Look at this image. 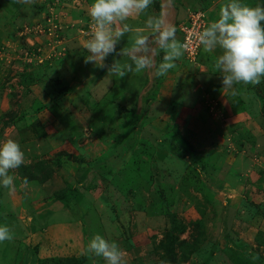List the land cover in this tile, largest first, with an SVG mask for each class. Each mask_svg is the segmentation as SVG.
Here are the masks:
<instances>
[{"label": "rangeland", "instance_id": "obj_1", "mask_svg": "<svg viewBox=\"0 0 264 264\" xmlns=\"http://www.w3.org/2000/svg\"><path fill=\"white\" fill-rule=\"evenodd\" d=\"M246 1L250 6L261 2ZM90 2L0 0V141L17 140L26 154L22 170L28 177L36 176L25 179L20 166L10 173L14 190L0 189L4 202L0 224L13 233L11 241L0 244V264H106L103 257L86 251L97 233L118 242L126 264H204L195 252L212 249L214 242L215 258L209 264L264 263V80L224 89L219 72L204 66L199 56H185L163 77L159 96L149 102L161 77L152 76L156 84L151 90V85L138 80L140 87L134 93L122 89L123 79L134 84L133 74L115 80L110 71L114 58L105 59L106 75L85 63L88 53L81 51V45L91 31L86 11ZM162 2L153 0L147 15L160 12ZM147 15L135 18L147 20ZM129 22L136 26L142 20ZM113 54L118 56V50ZM161 59L162 54L157 62ZM38 70L51 83L65 87L68 82L73 87L58 93L67 124L51 109L33 111V102L49 100L44 90L48 87L25 83L22 74ZM140 79L146 81V73ZM242 99L250 114L258 115L255 119L247 118ZM102 108L112 116L95 124ZM132 110L141 115L135 129L128 122ZM13 120L16 124L8 128L6 123ZM45 131L48 135L43 137ZM163 135L184 141L197 159L187 154L183 162L177 158L167 162L166 150L157 145ZM131 142L133 151L128 147ZM118 147L116 155L123 156L113 157L111 150ZM65 151L71 157L61 160L72 165H59L57 158ZM103 154L109 159L99 169L102 165L96 164ZM131 157L140 171L134 174L137 186L125 188L129 175L123 171ZM79 160L94 164L83 183L74 168ZM189 165L197 170H189ZM49 169L52 177L45 179ZM156 179L162 181L160 189ZM73 184L80 190L74 207H56L55 195ZM167 210L186 227L179 233L174 261L162 246L171 224ZM127 239L134 251L127 248ZM72 256L76 263L69 261Z\"/></svg>", "mask_w": 264, "mask_h": 264}, {"label": "clouds", "instance_id": "obj_2", "mask_svg": "<svg viewBox=\"0 0 264 264\" xmlns=\"http://www.w3.org/2000/svg\"><path fill=\"white\" fill-rule=\"evenodd\" d=\"M152 4L153 0H91L86 9L92 21L91 31L81 45L88 53L85 63L104 67L105 59L116 52L117 44L128 34L131 46L122 49L120 55L129 57L131 63L120 65L117 61L110 71L120 77L145 72L156 78L165 77L190 44L177 39V28L164 5L159 14L147 15ZM173 4L174 0H167L169 8ZM140 15H147L143 27L129 22ZM195 40L205 54L220 50L214 67L222 75L224 89L240 84L259 85L264 80V0L255 6L244 0H227L218 18L198 31ZM161 54L162 59L157 62ZM25 155L17 140L0 141V187L14 190V175L10 173L25 163ZM12 239L11 228L0 224V244ZM86 251L103 257L106 264H126L118 242L99 233L90 239Z\"/></svg>", "mask_w": 264, "mask_h": 264}, {"label": "trees", "instance_id": "obj_3", "mask_svg": "<svg viewBox=\"0 0 264 264\" xmlns=\"http://www.w3.org/2000/svg\"><path fill=\"white\" fill-rule=\"evenodd\" d=\"M206 7H207V4L204 3L201 6H199L198 9L192 10L191 12H194V13L202 12V13H204V19L207 22V26H208V24L212 20L210 19V14L207 11V8ZM181 42H182V40H181ZM81 51L87 53L86 52L87 50H85L83 48H82ZM201 51H202V49L199 50L198 60H200L202 63L204 62L205 65H207L208 67H210L211 69H213L214 71H216L215 70V67L213 66L214 65V61L212 60L215 57H213L212 55L207 57V60L208 61H212L213 64L209 63L206 60L203 61L204 59L201 56L202 55ZM46 68H48L47 65H46ZM74 68L75 67H73V70L76 71V68L77 67L75 69ZM38 71H40L41 73L38 72ZM38 71L35 72V73H32L30 75H25V74L23 75L22 74V76H24V82L25 83H26V81H28V82L29 81L30 82H35L36 81L37 83L41 84L42 86L43 85H46L48 88H51L49 90L48 88H45L44 87V90L46 91L47 97H48L49 100L46 101V102H43V101H35V102H33V104H32L33 111L34 112H41V111H43L45 109H51V111H55L57 113L56 115L60 119V122L61 123L67 124L68 123L67 120H69V119L62 115L61 112H63V111H60L61 105L58 106L59 103L61 104V100L59 101V99L62 98V96L60 97V95H58V93L59 92L60 93L61 92L62 93L63 92H66L67 90L73 89V87L72 86L70 87L67 84L68 82H65V84H64L65 87H63V85H57L56 83L55 84L54 83H51L50 81H48V79H46L47 77H44L43 76V73H42L41 70H38ZM54 85H56L58 87H56ZM249 90H248V94H250L251 95V99H253V97L255 96V93H253L252 89H251V92ZM121 94H122L121 92L120 93H117V95H121ZM108 95H106L105 98L110 99L111 97L109 98L110 95L109 96ZM117 95H115L114 98H116ZM153 95L156 98L157 93L154 92ZM114 98L111 99V100L112 101L115 100ZM240 98L241 97L238 98V101H239ZM148 99L149 98H147V101H148ZM122 100H124V98H122ZM107 102H109V101H107ZM241 102L244 103L243 104V108H244L243 111H245L248 114V117L247 118L250 117V118L255 119L258 115L254 116L252 113L250 114V112L248 110L249 105H247V103L244 101V99H242ZM101 103H105V102H101ZM174 103L179 104L180 102H179V100H176V102L174 101ZM102 109L104 111L100 112L101 114H99V115L96 116L97 119L95 121V124H101V122H103L104 120H106L107 118H109L110 116H112L111 113L108 116V113L110 111H108V110H106L104 108H102ZM104 113H105V115H104ZM128 114H129V121H128L129 122V127L135 129V127L137 125V121L141 119V115H138L137 113H135L134 110H132ZM243 119H245V118L244 117L241 118V121H243ZM243 123L244 122H241V124H243ZM14 124H16V121H14V120L13 121H8L6 123V125H7L8 128L11 127ZM99 127H96V130L97 131L102 130L101 128L99 129ZM45 132L43 133V135H44L43 137H46V135H48L47 132L46 133ZM142 134L144 135V137H147L149 139H152L153 138V134H151V133H144V132H142ZM131 136H132V134H131ZM135 138H136V135L135 136L133 135L132 136V140L135 141ZM161 138H162L160 140L161 142H158L157 145H158L159 148H163L164 150H166L167 153L165 154V156L163 157V159L167 160V162H169L170 160L171 161H174V158H177L178 159L177 161H180L181 158L185 159L186 156H187V154H189V156H190L191 159H194V160L197 159L194 154H192L191 152L188 151V146L184 143V141L177 140L174 137L164 136V135ZM157 140H158V138H157ZM133 143L131 142V144H129V146L126 145V146L129 147V151H133L134 150L135 143H134V145H133ZM111 151L112 152L110 154L113 157H115V156L118 157L119 156V155H116L119 152V147H118V149L114 148ZM152 152L153 151L148 152L151 155V157H153V153ZM66 156L67 157H69V156L71 157V153H69L68 151H65L64 153H60L59 157L57 158L59 160L58 161L59 165H72L69 160H68V162H65V161H62L61 160V158L66 157ZM108 156H109V154H103V155L100 156V158H99V160L97 161V164H96V165H99V164L102 165V167H100L99 169L103 168V164H101V162H104V161L108 160L109 159ZM122 156L123 155L121 154L119 157H122ZM131 159H132V157L130 158L129 162L131 163L132 167H130L131 165L128 162L127 165H126V169H125V167H123L121 169V171H123L125 169L123 171L124 174L125 175H129V178H128L129 179V183L125 184V188H128L130 186H134L137 183V181H138L137 177L134 174L139 173L140 170L136 166V164H137L136 160L135 159H132L131 160ZM119 160H120L119 162H121V159H119ZM181 161L183 162V160H181ZM77 162L79 164L74 167L75 168V171L77 172L76 173L77 174L76 176L78 177V180H79L78 182L83 183V180H86L87 179L88 173H90V171L94 168V164L90 163V164H87L86 165L85 164V161H83V160H79ZM116 163H117V160H116L115 163H113V165H115ZM212 166H214V162H213ZM188 167H189V170H192V171L197 170L196 167H194V166L189 165ZM22 168H24L23 165H21V170H22ZM113 168H114V166H111V169L109 170V173L110 174L112 173V169ZM27 169H28V167H27ZM22 172L24 173V178L27 179V180H32V179L36 178L35 175H32L33 177L29 175V177H28L24 170H22ZM52 174H53V170L52 169H49L48 174L45 175V179H48V178L52 177ZM134 177H136V179ZM145 178H147L146 175H145ZM153 179H154V177H153ZM155 181H157L156 182L157 183V188L160 189L162 187V181L160 179H156ZM68 186L69 187L66 190L62 191L61 193L60 192L57 193L58 195H55V199L54 200L56 202V207H59L61 205L64 206V207H67L68 206L70 208H73L74 207V204H75V201H76V197L79 195L80 190H79V187L78 186H75L74 184L73 185H68ZM135 186H137V184ZM0 189H1V187H0ZM1 192H2V190H0V193ZM208 199H210V197ZM2 202L3 201H2L1 194H0V207H3V205H4L3 204L4 202L3 203ZM165 202H167L166 204H167V207H168V201L166 200ZM167 209H169V208H167ZM167 213H168V215L170 217L171 224H170V228L167 230L166 235H165V243L162 246L166 250V253L174 261L176 259V247H175V245H176L177 241L179 240V233L184 232V230H185L186 227L184 225L180 224L179 221H177V218H176L175 213L171 212V210H167ZM2 219H3V217L0 214V220H2ZM41 226L45 228L46 227V224H43ZM126 246H127V248L130 251H134V244H133V242L130 239H127ZM214 247H216L215 242H214ZM214 247L212 249L210 248L207 251H203V250L202 251H198V249H197V251L195 252V255H197V257L199 259H201V261L204 262V264H209L210 261H212L215 258V255H214V252H215ZM69 261H71L72 263H76L78 261V259L76 257L72 256L69 259ZM259 264H264V263L260 262Z\"/></svg>", "mask_w": 264, "mask_h": 264}, {"label": "crops", "instance_id": "obj_4", "mask_svg": "<svg viewBox=\"0 0 264 264\" xmlns=\"http://www.w3.org/2000/svg\"><path fill=\"white\" fill-rule=\"evenodd\" d=\"M163 2L162 3H164V4H162V5H164V7H165V10L166 11H168V18H169V20L172 22V23H174V25H175V27L177 28V33H176V36H177V39L178 40H182V37H183V35H182V32H181V30H180V25H181V23H183V22H185L187 19H188V17L191 15V11L192 10H195V9H197V6L199 7V6H201L203 3H197V0H185V1H183L182 2V0H179V1H177V0H174V4H173V6L171 7V8H169L168 7V5H167V0H162ZM212 2V4H210ZM227 2V0H209V2H207V3H205V4H207V11L209 12V14H210V19L213 21V20H215V19H217L218 18V14H219V11H220V9H221V7L225 4ZM244 2L246 3L247 1L246 0H244ZM247 4V3H246ZM160 12L158 11V13H155V14H159ZM135 19H139V20H142V22L143 21H146V20H143V18H134V19H130L131 21L132 20H135ZM142 22H140V23H135V25L136 26H138V27H143V25H144V23H142ZM123 43L126 45L125 47H130L131 45V43H132V40H131V37L130 36H128V34H126L123 38H121V40H120V42L117 44V48H116V50H118V52H119V55L118 56H115V57H113V55L114 54H110L109 55V61H110V59H112V58H114V63L115 62H117L118 61V63L120 64V65H122L123 63H131V61H130V59H129V57H127V56H122V55H120V52H121V50L120 49H122V47H123ZM130 43V44H129ZM116 53V52H115ZM201 53H202V58L204 59L203 61H208L207 60V54H205V53H203V51H201ZM204 54V55H203ZM220 54V50L219 49H217L214 53H212V54H209L210 56L212 55L213 57H216V56H218ZM185 58V55H184V57L182 58V59H184ZM181 62H182V60H179V61H177L176 62V64H177V66H178V64H181ZM109 62L108 61H104V67H99V70L103 73V74H107L106 72L109 70ZM204 66H206V67H208L207 65H205L204 64V62L202 63ZM177 66L175 67V68H177ZM210 68V67H209ZM213 70V69H212ZM216 72V71H215ZM114 73V72H113ZM146 73V81H140L141 79H140V74H135V75H132V80L130 81V83H134L133 85H129L128 84V81L126 80V79H123V82H126V84L123 86V88L122 89H124V90H127V91H130V92H134V93H136V91H137V89H139V87H140V85H139V82L140 83H143V82H146V86L147 85H151L150 86V89L149 90H151V88L153 89V87H154V85L156 84V83H153V79H152V75L151 74H149L148 72H145ZM115 74V80L118 78V77H120L117 73H114ZM126 77L125 78H127V75H125ZM139 76V77H138ZM220 76V75H219ZM218 77V76H217ZM135 79H137V81H136V83L134 82L135 81ZM138 80H139V82H138ZM161 81H160V84H156V88H154L153 90H151V96L150 97H148L149 99H148V101L149 102H151V101H154V98L155 97H153V93L154 92H156L157 93V91H159L160 89L159 88H161V84L164 82V80L165 79H163V77H161V79H160ZM152 81V82H151ZM167 82V81H166ZM137 83H138V85H137ZM111 91H113V90H111ZM110 91V92H111ZM117 93H120V90L118 89L117 91H116ZM159 96V94L157 93V96H156V98ZM175 100V99H174ZM176 100H179V99H176ZM179 102H180V100H179Z\"/></svg>", "mask_w": 264, "mask_h": 264}, {"label": "built area", "instance_id": "obj_5", "mask_svg": "<svg viewBox=\"0 0 264 264\" xmlns=\"http://www.w3.org/2000/svg\"><path fill=\"white\" fill-rule=\"evenodd\" d=\"M203 19H204V13L192 12L189 18L185 22L181 23L180 25V30L183 35L182 42L187 41L190 44V48L185 53V55L192 59H195L198 56L199 50L201 48L200 46H198L195 40V34L198 31H201L205 27H207V22L205 21V19L204 20Z\"/></svg>", "mask_w": 264, "mask_h": 264}]
</instances>
